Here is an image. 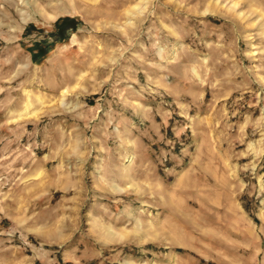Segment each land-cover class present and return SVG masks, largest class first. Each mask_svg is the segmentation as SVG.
I'll return each mask as SVG.
<instances>
[{
    "label": "rangeland",
    "instance_id": "374dc122",
    "mask_svg": "<svg viewBox=\"0 0 264 264\" xmlns=\"http://www.w3.org/2000/svg\"><path fill=\"white\" fill-rule=\"evenodd\" d=\"M0 264H264V0H0Z\"/></svg>",
    "mask_w": 264,
    "mask_h": 264
},
{
    "label": "trees",
    "instance_id": "16d2710c",
    "mask_svg": "<svg viewBox=\"0 0 264 264\" xmlns=\"http://www.w3.org/2000/svg\"><path fill=\"white\" fill-rule=\"evenodd\" d=\"M77 24L76 19H72L69 17H64L58 19L54 24V29L56 31L55 36L56 40L63 41L66 37L63 33V28L65 26H70L71 29L75 28ZM34 27L31 25L29 27V30H32ZM56 41L52 43H48L45 46L37 45V51L32 54L31 58L33 62H38L40 59H42L44 56H46L55 46Z\"/></svg>",
    "mask_w": 264,
    "mask_h": 264
},
{
    "label": "bare ground",
    "instance_id": "6f19581e",
    "mask_svg": "<svg viewBox=\"0 0 264 264\" xmlns=\"http://www.w3.org/2000/svg\"><path fill=\"white\" fill-rule=\"evenodd\" d=\"M237 5V4H236Z\"/></svg>",
    "mask_w": 264,
    "mask_h": 264
}]
</instances>
